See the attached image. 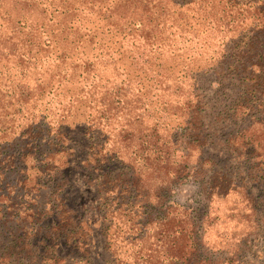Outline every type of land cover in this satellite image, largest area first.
<instances>
[{"label": "rangeland", "instance_id": "374dc122", "mask_svg": "<svg viewBox=\"0 0 264 264\" xmlns=\"http://www.w3.org/2000/svg\"><path fill=\"white\" fill-rule=\"evenodd\" d=\"M236 1L0 0V264H264Z\"/></svg>", "mask_w": 264, "mask_h": 264}, {"label": "trees", "instance_id": "16d2710c", "mask_svg": "<svg viewBox=\"0 0 264 264\" xmlns=\"http://www.w3.org/2000/svg\"><path fill=\"white\" fill-rule=\"evenodd\" d=\"M220 3L223 2L224 4H228L229 9H231L233 6H235L238 1L236 0H219ZM248 2H250V6H253L252 10H251V15H249V17H251V22L249 27H252V29H248L249 31H253L252 34L250 35H244V43H243V49L239 52L241 53V56L238 52H234V50H230V48H227V53L226 55H228L230 58H234L236 56H239L240 58H244L243 56H245V58L243 59L244 62L241 63V66L238 67L241 71H243V68L246 69V61L249 60V57L252 55H258L259 57H262L264 59V0H260V2L256 3L255 0H248ZM226 11V10H224ZM246 12H249V9H243L240 8L239 10H236L235 14H233V16H235V20L233 19L232 24H235L236 26L239 25L240 23H242L244 21V19L246 18ZM227 13V12H226ZM223 20V18H221L220 22ZM217 21V20H216ZM231 20H228V22L230 23ZM218 23V21H217ZM231 24V23H230ZM248 32V31H247ZM239 45V44H236ZM239 59V58H238ZM238 59L233 60V62L231 63V65H234V61H238ZM253 63V62H251ZM235 67V66H234ZM264 72V69H262ZM262 78L264 79V76H262ZM262 79V80H263ZM262 84V81L260 83V85ZM254 89H252L253 91H257V87H255V85H253ZM47 150H42L41 151V155L44 154V152ZM37 152H40V150H37ZM36 190L40 191V188L37 187ZM52 193V191H51ZM56 205V204H55ZM58 205V204H57ZM61 205V204H59ZM32 215V214H31Z\"/></svg>", "mask_w": 264, "mask_h": 264}]
</instances>
